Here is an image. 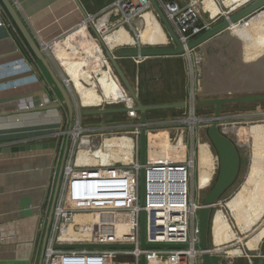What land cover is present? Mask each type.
Listing matches in <instances>:
<instances>
[{"label": "crops", "instance_id": "obj_1", "mask_svg": "<svg viewBox=\"0 0 264 264\" xmlns=\"http://www.w3.org/2000/svg\"><path fill=\"white\" fill-rule=\"evenodd\" d=\"M11 1L35 40L40 45H47L76 27L85 18L84 12L87 15H96L116 0ZM242 1L244 0H238L225 8L231 9ZM143 18L145 24L142 22L143 28L135 37L121 27L113 33L103 35L105 45L110 44L116 48L167 44L168 36L156 15L153 12H147ZM12 21L0 0V22L3 23L0 25V264H43L42 252L56 186L53 189L49 214L46 216L43 212L50 197L52 175L56 165V150L4 154L3 148L31 143L38 138L54 134L60 124L59 110L62 108L43 112H33V109L48 104L56 98L59 101L61 99L57 96L55 88L49 87L51 78L42 73L38 60L33 58L22 36L18 33L16 24ZM106 24H102L101 29L106 27ZM148 24L156 29V34L144 35ZM95 35L97 36L96 33ZM71 41L68 37L65 42L57 44L54 56L58 60H71L74 57L66 58L65 56L77 55L76 52L98 46L96 43L89 42L83 44L80 49ZM209 48L216 52L215 47L212 46L206 51ZM98 49L90 50L89 53L97 55ZM225 55L228 61L221 72L222 82L209 81L203 90L204 93L211 95L216 94L217 91L227 93L232 90L242 93L243 90L249 89L256 93L264 92V67L260 66V63L256 65L260 71H253L252 67H245L242 57L240 64L236 48L227 47ZM53 63L55 64L54 59ZM84 63L87 62L84 60L83 63L80 61L78 65L69 66L72 70L83 68L86 74L83 72L80 77L70 76L69 71L61 67L78 96L79 105L82 108L128 102L129 97L121 84L113 77L109 64L106 68L102 60L87 69ZM55 65L58 67L57 64ZM98 67L101 71L97 74L95 70ZM87 71L90 73L94 71L91 79ZM84 94H86L85 97ZM77 128L71 131L72 135L77 132ZM239 200L240 196H236L226 204L236 223L234 224L236 229L230 223V225H224L220 232V234H227L230 230L234 237L225 239L214 247L225 246V251L235 252L240 247L229 248L227 243H245L244 247L250 251L251 255L246 254L252 256L251 261H253L254 253L256 254V250L264 240V217L252 204L253 196L243 204ZM249 209L256 210V214ZM241 211V216H245V219L238 216ZM236 216L239 218L237 219ZM43 222L44 227H42ZM259 223L261 226H258ZM253 229L255 233L250 235ZM241 234L245 235L242 241L239 239ZM219 235L216 234L215 237ZM247 235H250L248 240ZM254 238L257 239L255 247L247 248L246 242ZM235 256L240 254L236 253Z\"/></svg>", "mask_w": 264, "mask_h": 264}, {"label": "built area", "instance_id": "obj_2", "mask_svg": "<svg viewBox=\"0 0 264 264\" xmlns=\"http://www.w3.org/2000/svg\"><path fill=\"white\" fill-rule=\"evenodd\" d=\"M157 3L162 8L168 21L184 45L199 37L213 24L212 21L214 19L212 20L209 13L204 9L201 11L197 7L198 2L195 0H192V2L190 0L188 5L181 4L178 1L165 2L164 0H158ZM151 9L152 4L150 0H116L103 8L100 13L87 15L76 27L69 30L70 34H68H77L83 24L86 25V28L93 25L95 33L102 39V35L109 33L110 27H116L117 24L121 23V28L124 27V24L134 22L137 18L143 19V15ZM203 13L208 14V21H204ZM103 17H107V26L101 29L97 27L96 23ZM2 24L0 22V25ZM57 44H41L45 53L51 56L52 61V55H55L53 47ZM51 49L53 50L52 55L50 54ZM182 56L187 57L189 64V72L186 78L187 94L184 100L186 103V107L184 108L185 117L174 121L177 128L174 130L175 133L172 134V138L168 140L171 142L169 146L171 154L182 140L183 158L174 161L158 160L156 157L160 156L159 153V156L157 154L154 156L151 150H149V133L151 132L147 130V158L146 164L143 167L140 163L138 127V143L135 145L133 138L135 146L132 160L128 163L113 162V164L109 163L107 165L100 164L97 167L78 168L76 163L70 160L71 162H68L64 167L65 178L63 188L65 198L61 196L56 197L54 213L43 256V264H140V257L143 254L146 256L147 264L149 261L157 264H183L186 260H190L191 263L196 260L199 264H203L202 252L196 248L200 243L199 212L203 207V203L195 198L194 188L202 191L203 189L211 188L215 182L214 171V176L207 180L205 185H200V172L198 171L200 145L207 144L204 142L206 135L203 132L210 126L208 124L210 118L198 116L197 112L198 106H200L199 96L202 82L200 63L202 57L196 53V49L187 50ZM103 63L107 68L109 61L106 57L103 59ZM110 71L113 74V71ZM113 77L117 80L114 74ZM53 101L59 100L56 98ZM126 104L129 107L134 105ZM130 114L133 115L135 113L130 112ZM82 132L86 131L81 130V134ZM69 133L71 134V131ZM52 136L53 134L38 138V140L47 141ZM74 138L76 137L74 136ZM85 138L87 139V144H82V147L95 148L89 141L93 137L89 136ZM60 144L63 146V143L58 141L57 147ZM142 168H144L145 172L144 207L140 203ZM55 173L56 167L52 177H54ZM54 179L55 177L52 179L51 185H53ZM52 195L49 198V206L52 202ZM217 205L218 202L215 207ZM49 206L43 212L46 216L49 214ZM142 212L145 213L146 243L179 244L186 246V248L141 250L139 244ZM114 213H117V215L111 216ZM77 214L98 216L97 228L101 231L114 229L115 222L118 219H122L129 230L133 231L132 241L126 243L93 244H131L135 248H58L57 245L74 244L61 241L60 236L64 229L74 223V217ZM106 214L109 215L106 216ZM44 225L45 223L43 222ZM57 232H59L58 236L56 235ZM216 250V247L210 249L213 256L221 254L220 251ZM124 256H132L133 261H121L120 257ZM246 256L251 264L252 257L247 254Z\"/></svg>", "mask_w": 264, "mask_h": 264}, {"label": "rangeland", "instance_id": "obj_3", "mask_svg": "<svg viewBox=\"0 0 264 264\" xmlns=\"http://www.w3.org/2000/svg\"><path fill=\"white\" fill-rule=\"evenodd\" d=\"M158 1V0H157ZM165 2L168 1H178L181 4L188 5L190 3V0H164ZM197 1V7L202 11L203 6L201 4L202 0H195ZM219 6L225 10V12L228 11L227 6H230L231 4L237 2L238 0H215ZM215 1L207 3V7H209L212 16H216L215 13L219 12V7L215 3ZM192 2V0H191ZM227 10V11H226ZM153 12L158 20L160 21L157 13L155 12L153 6L151 10H148L147 12ZM100 13V12H99ZM203 18L204 21H208L209 17L208 14L203 13ZM101 17V15H99ZM99 17V18H100ZM218 16L215 18L212 23H218L221 20H219ZM143 19L142 18H137L134 22H131L129 24H124V28L133 36L135 37L139 32L140 29L143 28ZM161 23V21H160ZM211 23V24H212ZM212 24V25H214ZM163 29L165 30V33L168 36V40H170L169 33L167 29L164 27V25L161 23ZM121 26L120 24H117L116 27H110L109 33L115 32L117 29H119ZM116 28V29H115ZM107 30V29H106ZM70 34V33H69ZM68 32L64 33L62 37L59 39H56L55 41H52L53 44L57 43H63L65 40H67L68 36H70ZM152 35L156 34V29L152 28L150 24H148L146 32H144V35ZM73 44L78 46L80 49L82 48L83 44L93 42L96 43L99 46L98 49V59L97 58H89V65L92 67L95 63H97L100 59L101 61L105 59L106 56V46L99 40V38L95 35L94 31L88 27L87 30L84 32V34L79 35L75 38V40L71 41ZM243 43V42H242ZM109 45V44H108ZM231 43H220V46L216 49V52L210 48L207 50V54L209 55V61L208 64L206 63V58H205V52L204 49L202 48H197L196 53L200 54L202 57V61L200 63V71H201V79L204 78L205 71L209 70V74L212 77L211 80L216 82V81H221L222 78L218 75V73L223 71L224 68V62L223 59H227V55H225V52L223 49H226L229 47ZM144 47L141 45H138L137 47ZM55 47V46H54ZM53 47V49H54ZM244 47V43H243ZM78 48V49H79ZM96 47H93L95 49ZM134 47L132 46H121V47H116L114 48V52L117 53L120 50H127V49H133ZM52 49L50 51V54L52 55ZM223 52V54H221ZM221 55V56H220ZM53 59L55 60V64H57L58 71L64 75L65 79L67 80L66 75L64 74L63 70L61 67L65 68L67 72L69 71L70 76H76L80 77L83 72L86 74L85 70L82 68V70L77 69V70H72L69 66L73 65H78L79 62L81 61L83 63L84 56L83 55H75L73 59L69 60H58L54 55H52ZM101 57V58H100ZM220 57V58H219ZM194 58V57H193ZM108 60V59H107ZM152 61L144 63L142 66L136 63L133 59L127 58V59H121L119 60V64H122L124 69L132 74L133 71H135V75L139 74V71L142 73L140 75V78L144 80V88L143 91L147 93V98L149 101H153V98H158L165 96L166 98H171L173 95H176L177 93H180L182 90V73L184 76L187 78V73L189 72V64L187 61L186 56H180V57H170V58H160V60L156 59H151ZM195 60V58H194ZM214 60V61H212ZM109 61V60H108ZM242 61L243 60V55H242ZM246 63V62H245ZM85 64V63H84ZM136 64V65H135ZM40 65V64H39ZM66 65V66H65ZM135 65V66H134ZM65 66V67H64ZM86 68L88 69L89 66H87V63L85 64ZM206 66V67H205ZM40 69L42 70V73L45 74L49 78V75L47 71L44 69L43 66L40 65ZM101 71V68L98 67L95 70V73H99ZM87 71V75L89 79L92 78L94 71ZM84 77V75H83ZM51 83L49 84L50 88H55V92L57 93V96H59V99L62 100V96L60 92L58 91L57 87L54 85L52 79ZM141 80V81H142ZM136 81V87L139 83V79H135ZM186 81V80H185ZM119 82V81H118ZM187 83V82H186ZM187 84H185L184 90L187 92ZM71 87V84H70ZM72 89V87H71ZM213 92V91H212ZM112 94L111 92H109ZM87 94V93H86ZM84 94V97L86 96ZM220 96V93H219ZM83 97V94H82ZM72 98L74 100L75 106H77L76 112H74L73 116H70L69 111L67 108H62L59 111V125L55 131V134L58 135L59 133H62L61 136H57L55 138H51L48 141L56 140L61 141L62 144L56 149V161H55V167H56V173L54 175L55 179L53 182V185L50 187V197L51 194H53V190L56 186L57 190V197L61 196L62 198H65L64 194V167L67 165L68 162H75V159L77 158L78 152L82 148V139L83 137H93L92 140H89L92 143V146L96 148L100 147L103 145L104 141L107 139H112L113 137H118L121 135H129L130 137L134 138L135 140V145L138 143V137H137V132H138V125L140 123L139 120V114H110V115H103V116H83L82 111L85 109H94V107H85L82 108L79 105L78 101V96L72 89ZM102 98V97H101ZM121 103V102H120ZM112 104V105H103L101 107L103 108H113V107H119L122 106L123 104ZM100 107V108H101ZM99 108V107H97ZM198 116L201 117H206V118H212L214 115V108L213 107H208V106H198L197 109ZM223 117H230L227 118L223 121H221V130L224 132L229 138L233 141V143L236 145L239 154H240V160H241V165H240V170L239 174L235 180V182L222 194V196L218 200V205L213 208L212 215H211V226H210V235H209V243H210V248H214V245L224 242V236H226L227 239H231L234 237L233 233L229 232L227 234H220L223 225L227 224L230 225V223L234 226L235 221L233 220L231 213L229 209L226 208V204L238 193L242 185L246 181V177L248 175L250 166L252 165V145H253V138L250 135L251 129L249 127H252L254 123L258 122H264V102L261 103H253V104H232V105H224L222 107V112H221ZM261 114V115H258ZM175 114H171L169 111H164V112H158V111H152V113L149 114V119H147L149 126L148 130L154 135H158L160 137H165L167 139L172 138V134L175 133V129L177 128V125L174 123V121L178 120L179 118L185 117V110L182 115H180L178 118H175ZM210 125V122L208 123ZM260 125V124H259ZM80 127L82 130L86 131L80 134L77 138H74L72 134H70V130L74 131L76 128ZM258 126V125H257ZM206 137L204 142L208 144L210 147L211 152L213 153L214 157V163H215V181L219 173V162H218V155L215 147L212 145L208 138V129H206L205 132ZM162 134V135H161ZM36 142V141H34ZM32 143V142H31ZM67 146V150H66ZM84 148V147H83ZM49 151L53 152L52 149H48ZM66 150V152H65ZM93 150V149H91ZM71 160V161H70ZM62 169V172L60 173ZM53 176V175H52ZM53 177V178H54ZM52 184V183H51ZM214 187V185H213ZM207 188L203 189L202 191L196 190L195 191V198L199 200L201 203L204 202L207 194L211 191L213 188ZM53 196V195H52ZM49 197V198H50ZM49 206V199L46 202V207ZM44 210V211H45ZM115 212V211H113ZM112 212V213H113ZM242 211L239 213V217L242 215ZM238 217V218H239ZM242 219H245V216H241ZM42 227L43 224H42ZM80 226H76L75 229H79ZM236 229V228H235ZM218 232V233H217ZM219 235L215 237V235ZM56 235H59V232L56 233ZM97 238L102 239L103 237H100L98 235ZM94 236V237H95ZM94 237L91 238H71V239H65L66 241H75V242H81V243H86L88 241H91L94 239ZM245 237V235L243 236ZM84 240V241H83ZM256 238H254L251 241H248L247 248L250 247H255ZM132 240H129V238H122L120 240H114L113 243H126ZM235 246L233 248H237L239 246H243V251L244 254L240 256H235L232 257L228 254H226L227 251L221 252V254L215 255L216 260H218V264H245V257L246 253L250 254L249 250H246L244 248L243 244H237L233 243ZM231 244V245H233ZM264 246V240L262 241L261 245L259 246V249L262 250V247ZM225 246H219L216 248H221ZM229 251V250H228ZM240 248H237L235 252H240ZM253 255V254H252ZM255 255V253H254ZM253 255V256H254ZM252 257V256H251ZM256 257V256H255ZM121 261L125 262H132L133 257L132 256H124L120 257ZM253 263V261H252ZM183 264H199L198 261L194 260L192 263L190 260H186Z\"/></svg>", "mask_w": 264, "mask_h": 264}, {"label": "water", "instance_id": "obj_4", "mask_svg": "<svg viewBox=\"0 0 264 264\" xmlns=\"http://www.w3.org/2000/svg\"><path fill=\"white\" fill-rule=\"evenodd\" d=\"M7 11L9 12L11 18L16 24L17 28L21 32L22 36L26 40L30 49L34 53L36 59L42 64L44 69L49 74L52 79L54 85L57 87L58 91L62 96L61 101H52L48 104L40 105L33 109V112H43L47 110H58L60 108H67L70 113V116H73L74 112L78 109L74 104V100L72 98V89L70 87V83L65 79L64 75L58 71V68L53 63L51 56L45 53L42 46L39 44L37 40L31 35L29 29L19 16L15 6L13 5L11 0H1ZM155 12L157 13L161 23L167 29L170 40L167 44L158 45V46H146L137 47L135 46L133 49L120 50L117 53L114 50H110L106 47V58L109 60V64L113 74L123 87L126 92V95L129 98L133 99L134 105L129 107L126 102H121L123 104L119 107L113 108H94V109H85L82 111L83 116H103L110 114H130V112H134L135 114H139V143H140V163L144 167L146 164L147 158V130L149 123L147 121V113L150 111L157 110H171V109H184L186 107L185 101L178 102H166V103H155V104H143L139 98L138 91L136 88L132 86L129 79L125 75L121 65L119 64V60L121 59H133L136 63L140 64L144 61L150 59H160V58H170V57H180L187 50L202 48L205 50V58L206 63L208 64L209 55L207 54L206 49L210 46L217 48L220 46V43H231L229 47L236 48L238 50V55L240 58L243 55V43L240 39L236 37L232 33V27L235 25H239L244 21L254 19L256 16L260 15L264 12V0H248L240 7L235 9H230L227 11V14H221L218 23H213L207 31L202 33L199 37L194 39L191 42H188L184 45L180 38L178 37L176 31L173 26L168 21L165 13L163 12L160 5L156 0H150ZM85 17L87 14L84 12ZM90 28L94 31L93 25ZM95 32V31H94ZM99 40L102 42L101 37ZM103 43V42H102ZM228 47V48H229ZM225 52V49H223ZM223 54V52L221 53ZM221 56V55H220ZM227 57V56H226ZM220 58V57H219ZM214 61V60H212ZM228 61L227 59H223L224 64ZM260 63V66L264 67V57L256 61H252L249 63H245V67H252L253 71H260L256 68V65ZM206 67V66H205ZM244 67V66H243ZM218 75L222 78L221 71ZM211 76L209 74V70L205 71L204 78L201 82V93H200V106H208L214 108V115L210 118V126L208 127V138L212 145L215 147L218 155L219 162V173L214 182V187L207 194L203 207L199 212V228H200V243L196 246L202 252L203 264H214L212 261V254L210 252V243H209V223L211 221V215L213 208L217 204L219 198L222 194L235 182L241 165L240 154L233 143V141L221 130V121L227 119L223 117L222 107L224 105H232V104H253V103H261L264 102V92L256 93L249 90H243L242 93L239 91L232 90L227 93L225 91H217L216 94H207L204 93L206 84L211 80ZM222 82V80L220 81ZM241 90V89H240ZM220 93V96H219ZM261 115V114H258ZM230 118V117H228ZM71 131V130H70ZM59 133L58 135H61ZM57 137L55 133L52 138ZM58 142L56 140L52 141H43L38 140L32 143H23L20 145L14 146H6L3 148L4 154H12V153H24V152H32V151H43V150H56L58 147ZM67 150V147H66ZM65 150V152H66ZM62 172V169L60 173ZM144 168L141 169V179H140V203L141 206L145 205V184H144ZM57 197V190L53 199L49 219L46 237L43 246L42 257L44 256L45 247L48 240L49 230L52 222V216L54 213L55 200ZM60 249H134L135 246L131 244H93V243H77V244H61L57 245ZM139 248L143 251L148 249H182L186 248V246L179 244H148L146 243V230H145V213H141V230H140V244ZM258 252V253H257ZM256 258H260L257 264H264V246L262 250L256 251V254L253 256ZM140 264H147L146 256L143 254L140 257ZM255 264V263H251Z\"/></svg>", "mask_w": 264, "mask_h": 264}, {"label": "bare ground", "instance_id": "obj_5", "mask_svg": "<svg viewBox=\"0 0 264 264\" xmlns=\"http://www.w3.org/2000/svg\"><path fill=\"white\" fill-rule=\"evenodd\" d=\"M199 1V0H198ZM210 1H215V0H202L201 4L203 6V9L209 13L211 16V19H215L221 14H227L225 10H223L219 4L215 1L217 6L219 7V12L216 13V16H212V13L210 10H208L207 3ZM248 0H244L240 3H238L236 6L232 7L231 9H235L240 7L242 4H244ZM230 10V9H228ZM227 11V10H226ZM151 12V11H149ZM144 22V18H143ZM107 23V17H103L99 22H98V28H101L103 25ZM145 24V22H144ZM86 25L83 24L82 28L77 34L70 35L69 37L71 40L75 39L78 35L84 33L86 31ZM232 33L236 35L238 39H240L244 43L243 47V60L246 63L256 61L258 60L262 55L264 57V12L261 13L260 15L256 16L254 19L244 21L243 23L239 25H235L232 27ZM102 42L104 43L103 40V35H102ZM163 45V44H160ZM106 46V45H105ZM108 46V45H107ZM106 46V47H107ZM148 46V45H146ZM150 46H158V45H150ZM108 48L110 50H114V48L109 44ZM98 46L93 49H86L83 50V52H76L77 55H83L84 60L87 62V66H89L88 69H90L89 65V58H97L98 59V53L97 55H94V53L90 54V50H97ZM55 50H57V45L54 47V53ZM67 54V53H66ZM75 55H68L65 56L66 58H72ZM101 58V57H100ZM101 61V59L99 60ZM93 67V66H92ZM126 103H129L130 105L134 104L132 98H127ZM117 104V103H115ZM97 108V107H94ZM100 108V107H99ZM255 124H264V122H256ZM252 128V127H251ZM249 127V129H251ZM77 132L74 133V136L77 138L81 132L80 128H77ZM150 135V145H149V150H151V153L155 156L156 154L159 157H156L158 160L162 161H174V160H179L182 159L184 156V151L182 149V140L179 143V145L176 147L175 151L171 154L169 152V146L171 142L165 138V137H160L158 135H153L152 133H149ZM162 135V134H161ZM87 140V139H86ZM86 140H81V144H87ZM134 140L132 137L129 135H121L118 137H113L112 139H107L104 141L103 145L98 147V148H93L91 150L89 147H82L81 150L78 152L77 158L75 159L76 166L78 168H83V167H97L102 165H107V164H113V162L116 163H128L129 161L132 160L133 156V151H134ZM214 169H215V163H214V157L213 153L210 150V147L207 144H201L200 145V151H199V158H198V171L199 173V183L200 185H205V182L209 179H211L214 176ZM252 204L257 207V211L264 217V180H262L260 183H258L254 189L253 193V201ZM256 211V210H255ZM109 214H106L108 216ZM117 213L111 214V216H115ZM98 221L99 217L95 215H82V214H77L74 217V223L69 225L68 228L64 229L61 237V241L67 242V243H81V242H75V241H66L65 239H71V238H91L94 237L95 235H98L100 237H103L105 239H99L97 236L94 237L91 241H88L86 243H113L114 240H120L122 238H129V240H132V235L133 231H130L127 225L123 222L122 219H118V221L115 222V228L114 229H106L104 231L99 230L98 227ZM76 226H80L79 229H75ZM258 226H261L260 223ZM232 227H234L232 225ZM235 229V227H234ZM255 233L254 229L251 231L250 235H253ZM247 235V240L250 238ZM239 237L240 241H242L244 238L243 235H240ZM115 238V239H112ZM84 241V240H83ZM262 243V242H261ZM84 244V243H81ZM233 243H227L229 245V248H233L234 246L231 245ZM237 244H243L245 243H237ZM226 245V246H227ZM241 248L239 253L240 255L244 254L243 251V246H239ZM245 248V247H244ZM216 251L220 252H225L224 247L221 248H216ZM235 252H230L227 251L226 254L235 257L236 255ZM148 264H157L154 262L149 261ZM180 264V263H179Z\"/></svg>", "mask_w": 264, "mask_h": 264}, {"label": "flooded vegetation", "instance_id": "obj_6", "mask_svg": "<svg viewBox=\"0 0 264 264\" xmlns=\"http://www.w3.org/2000/svg\"><path fill=\"white\" fill-rule=\"evenodd\" d=\"M257 125L258 124L252 126L250 133L253 138L252 165L250 166L245 183L233 197L235 198L236 196H240L239 201L242 203H244V201H248L249 198L253 196L256 185L264 180V124ZM249 210L256 214V211L252 209Z\"/></svg>", "mask_w": 264, "mask_h": 264}, {"label": "trees", "instance_id": "obj_7", "mask_svg": "<svg viewBox=\"0 0 264 264\" xmlns=\"http://www.w3.org/2000/svg\"><path fill=\"white\" fill-rule=\"evenodd\" d=\"M210 2H212V1H210ZM210 2H208V3H210ZM214 2V1H213ZM209 8V7H208ZM13 22V21H12ZM14 23V22H13ZM15 25V24H14ZM16 26V25H15ZM16 29H17V31H18V33L20 34V36H22V34H21V32L19 31V29L17 28V26H16ZM22 38H23V40H24V42H25V44H26V46H27V48H28V50H29V52L31 53V55L33 56V58L37 61V59H36V57H35V55H34V53L32 52V50L30 49V47H29V45L27 44V42H26V40L24 39V37L22 36ZM156 60H160V59H156ZM150 61H152L151 59L150 60H147V61H144L143 63H140L139 65H143L144 63H146V62H150ZM38 62V64H40L41 66H42V64L39 62V61H37ZM121 65V67H122V69H123V71H124V73H125V75L127 76V78L129 79V81H130V83L132 84V86L134 87V88H136L137 89V91H138V95H139V98H140V100L142 101V103L143 104H155V103H166V102H178V101H184L185 100V97H186V94H187V92H185L186 90H184V87H185V84H187L186 83V76H184V74L182 73V91L180 92V93H177L176 95H173L171 98H166L165 96H163V97H159L158 96V98L156 97V98H153V101H149L148 100V98H147V93H145L144 91H143V88H144V80H142V78H140V75L142 74L140 71H139V74H137V75H135V71H133L132 72V74H130L129 72H127L125 69H124V67L122 66V64H120ZM136 65V64H135ZM134 65V66H135ZM49 75V74H48ZM49 78H50V76H49ZM135 79H139V83H138V85H137V87H136V81H135ZM142 80V81H141ZM187 86V85H186ZM202 107H204V106H202ZM158 112H164V111H169L172 115L173 114H175L176 115V117L175 118H178L180 115H182V113H184V109H171V110H157ZM150 113H152V111H150V112H148L147 113V119H149V114ZM242 203V202H241ZM243 204V203H242ZM236 218H237V216H236ZM238 219V218H237ZM226 225V224H225ZM210 226H211V221H210V223H209V235H210ZM224 226V225H223ZM221 228H224V227H222L221 226ZM218 233V232H217ZM226 239V237H224V240ZM254 259H253V262L255 263V264H257L258 262H259V260H260V258H256V257H253ZM246 260H245V264H250V262H249V259H247V258H245ZM212 261H213V263L214 264H218V262H217V260L215 259V257H212ZM242 264V263H241Z\"/></svg>", "mask_w": 264, "mask_h": 264}]
</instances>
